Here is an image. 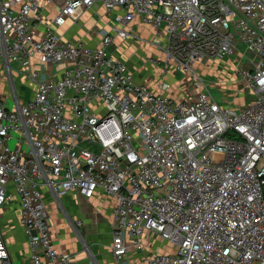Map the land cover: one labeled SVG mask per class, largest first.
Here are the masks:
<instances>
[{"label":"built area","instance_id":"2783aa9c","mask_svg":"<svg viewBox=\"0 0 264 264\" xmlns=\"http://www.w3.org/2000/svg\"><path fill=\"white\" fill-rule=\"evenodd\" d=\"M97 3L110 17L98 44L56 33ZM42 7L0 0V62L12 82L16 69L35 84L25 101L0 95V207L19 201L33 263L73 264L54 242L46 188L115 198L117 264L131 249L146 264H264V0H67L47 20ZM136 19L163 54L158 87L112 49ZM226 57L253 94L244 105L218 101L198 72ZM171 70L195 93L170 95ZM146 232L173 249L147 251ZM0 264H13L1 227Z\"/></svg>","mask_w":264,"mask_h":264},{"label":"crops","instance_id":"0c3cea01","mask_svg":"<svg viewBox=\"0 0 264 264\" xmlns=\"http://www.w3.org/2000/svg\"><path fill=\"white\" fill-rule=\"evenodd\" d=\"M66 1L67 0H40L43 6L42 11L44 19L47 20L55 17L60 7ZM109 21L110 17L106 8L102 4L97 3L92 8L82 11L77 19L70 17L65 24L55 26L54 30L63 39H80L88 45H96L100 41V30L107 28L109 26ZM136 21L139 24L142 23L139 19L135 20V22ZM133 24L134 23H131L130 26H134ZM142 25L147 29L142 30L143 35L147 33V44L152 46L150 50L147 48L144 49V47L141 48L145 55L144 58L152 56L151 54L153 53H155L156 56L159 55V57L163 56L162 52L149 42L153 36V29L151 30L148 24ZM44 28L45 21L37 26L39 33H42ZM130 31L133 32L132 30ZM135 36H137V34H135ZM13 67L17 66L15 65ZM142 67L143 66H141L140 69L143 71V76H139L135 71L137 79L158 87L157 83L161 76L162 67L157 66L156 68L153 66L154 69L156 68L155 76L153 77H149L151 72L148 69L149 66L145 65L144 69ZM47 68L51 72H56L55 66H48ZM153 68L151 70H154ZM19 73V71L14 69L12 74L13 78H16ZM149 78L151 79L150 82H148ZM26 79L22 82L18 81V86L15 85V90L13 89V92H16L17 97L21 101H25L31 97L35 88L34 82ZM9 80L10 77L0 62V92L5 94L2 95L4 98L7 96L11 100L8 102L11 105L14 103L13 93L11 92V94L6 95V84ZM186 84L188 83L185 81V90L184 87L181 86L180 89L177 88L175 90L173 88L169 90L168 93L173 96H175L174 93L186 95V91L188 90L186 89ZM22 86L25 87V89L21 88ZM43 193L50 214V226L54 242L59 250L69 252L74 256L73 264H117L111 253L113 236L112 209L115 204V198L113 196L99 190L90 198L83 196L75 190L65 192L60 195L59 198L55 197V195L46 188H44ZM20 214L21 208L17 199L4 204L0 207V227L7 242L13 264H34L30 256L28 236L24 231V226L20 222ZM155 235L157 234L150 232L143 234L142 239L146 249L148 248L147 251L166 252L173 249L172 245L159 235H157L156 239H152V236ZM144 258L145 254L143 252L131 249L123 260V264H146Z\"/></svg>","mask_w":264,"mask_h":264},{"label":"rangeland","instance_id":"374dc122","mask_svg":"<svg viewBox=\"0 0 264 264\" xmlns=\"http://www.w3.org/2000/svg\"><path fill=\"white\" fill-rule=\"evenodd\" d=\"M132 23H134L133 24L134 26L131 27L129 25L127 27L128 30L133 31L131 32L132 36H135V34L141 36L143 35L142 30H147L145 26L142 25V24H146L144 22L139 24L137 21L136 22L134 21ZM148 25H149L148 27H150L152 30L153 29L152 26L150 24ZM146 36H147V33L141 36L144 39L141 42L137 41L135 37H130L128 39L121 40L113 44L112 49L120 58L125 60L126 63L132 69H134V71H136L139 76H143V71L140 69V67L143 66L142 68L144 69L145 68L144 66L146 65V66H149L148 69L149 71H151L149 77H153L155 76V71H156L155 69L157 68V66L162 67L164 64V61L162 59L158 61H154L153 56H156L155 53L151 54L152 56H147V58H144L145 55L142 52L141 48L144 47V49L147 48L148 50H150V48L152 47L150 44H147L148 36L147 37ZM15 65L16 63H13V66ZM153 66L156 68L154 69ZM197 67L199 70L198 72L202 74V76L204 77V80L208 83L210 91L218 99V101L220 102L221 101H226V102L231 101L233 103V106L235 107L236 104L244 105L248 103V99L253 96V94L248 90L246 85L242 84L237 79L236 68H235L233 57L232 58L226 57L224 59H218V60L214 59V60L202 61V62L197 63ZM152 68L154 70H151ZM15 79L17 80V83ZM15 79H14L15 81L13 80V82L11 80L7 81L6 95L11 94V92L13 93V88L18 86V81L22 82L23 80L26 79V76L20 72L19 74H17V77ZM166 79L171 82L170 90L173 88L175 90L177 88L180 89L181 86L184 87V90H185V81L188 83L186 84V89H188L186 91L187 92L186 95L185 94L179 95V94L174 93L176 97L173 95L172 96L176 99H180L187 95L194 94L196 91L194 90L191 84V81L189 80V77L185 76V74L171 70L167 73ZM150 80L151 79L149 78L148 82H150ZM21 88L25 89V87L23 86ZM0 93L1 95H5L2 92ZM5 99L7 102L11 101L7 96L5 97ZM15 142H16L15 139L10 140V143H9L10 146L14 147ZM156 238H157V235L152 236V239H156Z\"/></svg>","mask_w":264,"mask_h":264}]
</instances>
